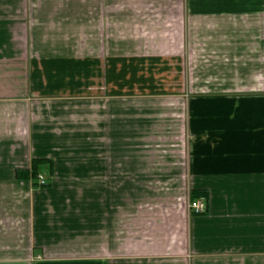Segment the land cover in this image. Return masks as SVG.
I'll list each match as a JSON object with an SVG mask.
<instances>
[{"label":"crops","instance_id":"1","mask_svg":"<svg viewBox=\"0 0 264 264\" xmlns=\"http://www.w3.org/2000/svg\"><path fill=\"white\" fill-rule=\"evenodd\" d=\"M0 264H264V0H0Z\"/></svg>","mask_w":264,"mask_h":264},{"label":"rangeland","instance_id":"2","mask_svg":"<svg viewBox=\"0 0 264 264\" xmlns=\"http://www.w3.org/2000/svg\"><path fill=\"white\" fill-rule=\"evenodd\" d=\"M170 34V30L168 29H161V37L160 40L163 41L162 44L156 48H158V52H160V55L162 56L163 60H170L169 56H172L170 54H178L179 53V49H183V60H182V65L185 66V71H186V76H182L180 79L177 78L176 76H170V75H165L163 79H161L160 83L161 86H159V90L167 93V95L161 96L163 101L166 102L165 104L167 106H170L168 108L171 107H175L174 105H177L179 107H181V111L180 113L177 112L176 115H173L172 112H170V116L176 119H182L183 120V124L182 127L180 128L181 132H177L176 136L178 135V139L180 140H185V146L187 143V133H186V127H185V103L187 101V99L189 98V96L191 94H193V92L190 89V82H191V75L189 74V63H191V58H189V54H192L191 51V46L189 47V45L187 44V35L186 33L183 31V29H177V31L174 33L173 36H171V38L169 37ZM182 81V84H181ZM175 82L176 90H172L171 88H168L167 86H169V84H173ZM178 84V85H177ZM179 86L180 89L182 90L181 93L179 88L177 87ZM158 88V87H157ZM178 114H181L180 116ZM84 134H80L78 135V140L80 141V143L78 144L76 149H85L86 145L85 143L82 142ZM178 142V141H177ZM176 142V143H177ZM74 144V143H73ZM59 145V143H58ZM148 148V147H147ZM176 149L177 146H176ZM76 154V153H75ZM76 162H79L80 160H84V158L76 155L75 159ZM82 172H87L86 168H80ZM43 178L46 180L47 185L48 183H50L51 178L49 179L48 177H46L45 175L43 176ZM38 182V180H37ZM52 182V181H51ZM41 187V186H40ZM46 188V186H44ZM42 187V188H44ZM183 193L181 194V196L183 198L179 199V201H184V204L181 202V206H184L187 214H189L187 206H188V194H189V189L188 186L185 184L183 186ZM61 192V194L65 197H73V196H77L80 192L81 194H83V196L86 197H90L91 193L93 192L92 190H71V189H63V190H59ZM98 192H103L104 190H97Z\"/></svg>","mask_w":264,"mask_h":264},{"label":"built area","instance_id":"3","mask_svg":"<svg viewBox=\"0 0 264 264\" xmlns=\"http://www.w3.org/2000/svg\"><path fill=\"white\" fill-rule=\"evenodd\" d=\"M37 180L39 186H45L47 184L46 180L41 175L37 176ZM187 209L189 213H194V214H201L205 212L206 205L204 199L198 198L194 201H188Z\"/></svg>","mask_w":264,"mask_h":264},{"label":"trees","instance_id":"4","mask_svg":"<svg viewBox=\"0 0 264 264\" xmlns=\"http://www.w3.org/2000/svg\"><path fill=\"white\" fill-rule=\"evenodd\" d=\"M34 175H36V174H34ZM36 177H37V175H36ZM47 186V185H46ZM199 195H201L200 193H199V191H195V190H191L190 192H189V201H194V200H196L197 198H199L200 196ZM194 213H190V215H193Z\"/></svg>","mask_w":264,"mask_h":264}]
</instances>
